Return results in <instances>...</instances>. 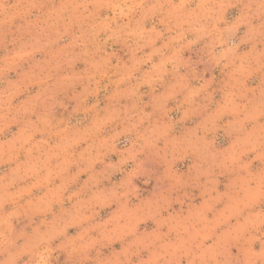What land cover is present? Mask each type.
Instances as JSON below:
<instances>
[{"label": "rangeland", "instance_id": "374dc122", "mask_svg": "<svg viewBox=\"0 0 264 264\" xmlns=\"http://www.w3.org/2000/svg\"><path fill=\"white\" fill-rule=\"evenodd\" d=\"M155 2L0 0V264H264V4Z\"/></svg>", "mask_w": 264, "mask_h": 264}, {"label": "clouds", "instance_id": "9594fccd", "mask_svg": "<svg viewBox=\"0 0 264 264\" xmlns=\"http://www.w3.org/2000/svg\"><path fill=\"white\" fill-rule=\"evenodd\" d=\"M261 3L264 4V0H261ZM133 7L139 9L145 16L149 14H155L156 12H166L170 17L176 20L178 24H181L192 21H195L196 23H199L200 21L210 22L212 16L218 8V4L216 0H206V2L201 5V8H203L204 11L197 12L194 15L180 10H174V6L170 4V0H163V2L162 0H156V2L152 4L141 3L134 5ZM0 235L3 234L0 233ZM11 252L13 255H15L19 252V248L13 247ZM11 264H15V260L11 261Z\"/></svg>", "mask_w": 264, "mask_h": 264}]
</instances>
